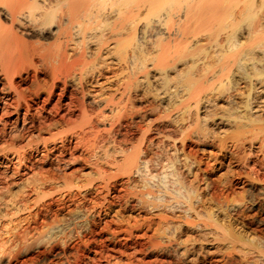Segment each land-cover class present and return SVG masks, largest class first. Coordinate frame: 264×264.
<instances>
[{
  "label": "bare ground",
  "instance_id": "bare-ground-1",
  "mask_svg": "<svg viewBox=\"0 0 264 264\" xmlns=\"http://www.w3.org/2000/svg\"><path fill=\"white\" fill-rule=\"evenodd\" d=\"M164 2H168V0H10L8 3L5 2L6 4H4V8L2 7L3 3L0 2L2 4H0V72H2L3 77L6 80H10L11 77L16 75L18 68L16 66L18 65H16L15 63L18 62H23L24 65L25 63L26 65L27 63H30L29 65L36 69L37 64H34V59L35 57H38L39 59H42L46 62H50V75L53 80H55V83L56 80H60V82H62L61 78H63L67 83L68 80H71L73 77H75L73 76V74L75 73L74 71H76V69H80V71L82 70L85 73L86 70L84 68L89 65V62L87 63L88 58L85 55V51L78 53L80 55L78 56V58H76L75 56L76 59L73 58L75 53L72 56L69 55L68 47L70 46L68 45L72 44L71 42L75 34H81L82 37H78H81L80 40L83 43L87 39H92L95 36V38L99 36L98 40L103 41V37L106 36L104 33L105 27L110 26L109 31H107L111 35H115L116 43L118 44V46L124 47L127 45H136V48L139 49L138 51H135L136 48L133 46V48H135L133 49V52H135L132 56H129V61L132 64H135L144 56V53H139L140 50L143 51L145 49L147 51L149 46L155 45L157 48L156 51L159 52L156 60H158L157 62L163 61L160 65L158 64V70H160L161 68L163 71L167 67L173 66L176 60H182L187 57L184 49L187 47L188 41L192 38H196L197 36L199 37L201 31L203 30L201 27L197 28L199 27L197 25L199 22L202 23L204 20L209 18L211 19V17L215 15H223L227 18L229 15H227L226 12L228 11H231L232 15H234L233 13H235V15L237 16L236 17L234 15L236 19L233 21L231 31L227 30L228 32L226 33V35H223L224 37L220 38L221 40H218L220 35L219 33V35L217 34L218 36L215 34V36H217L218 38H214H217L216 44H214L216 46H220L219 52L230 50L232 51L233 49H236L235 52H231V56L227 54L228 57L220 58L219 62H216L218 63L217 65H213L214 63L212 64V66H209L210 64L204 65L203 67L205 68H203L202 70L201 65L200 68L199 65L198 67H196V65H194L195 63H191L188 70V78H182L181 76L176 74V79L171 80L169 77L170 80H165L163 88L157 89V96L158 98H161V104L164 108L165 113L164 115H160L153 121H149V114L147 113L148 110L153 111L156 108L154 105V101L149 100L150 98L148 99L146 97V104H142L144 106L141 107V105L139 109L131 108L129 110V107H127L128 103L133 102V96H135V92L137 91L136 83L134 84V82L132 81L126 83L122 92L124 99L123 102H125V104L121 105L122 103L114 100V96L108 95L109 97L102 96V98L99 95L96 96L94 94L95 92H89L88 89H86L83 85L84 83L81 79V77L83 78V76H81V74L79 73L80 76L78 78L81 79L79 80V84L81 86L80 92H82L83 99L79 101V106L77 107L80 108L83 114L82 123L84 125L94 126L95 124L100 123V120H107L106 123H109L108 128L106 127L105 129H102L105 133L100 131V133L97 132L98 134L96 135L93 133L94 137L95 139L99 137H101L102 139L103 137V141L104 139L106 141V138L108 137L107 143L112 145L113 151L124 156V162L122 160L123 163H121V165L119 166L116 159L118 157L116 155L115 157L111 154L108 155L106 153V157H103V159L105 158L106 160H104L105 164L112 166L115 165L119 167L118 171H116L117 173L114 174V172V175H110L107 173L104 167L105 165L103 166L101 163L96 164L94 165L95 170L93 171L94 175H96V179H99L102 182L100 185L101 188H95V185L93 183L95 178L92 179L91 177V180L88 183L85 182L86 185L76 186L75 188H73V179H80V177H77L78 173H76V168L75 170L73 169V171L70 173H66L64 169L72 166L76 161H79V163H87L90 157L88 158L89 155H87L86 157L85 154H82L80 155L81 157L78 155V158L76 156V158H73L74 153L72 151L71 153L69 152L71 154L69 155L70 157L66 159L64 158L63 154H60L61 157L55 158L53 163L51 162L52 167H47L49 168L48 170L46 169V167L45 171L44 169L42 170V168H38L41 171H37L38 173L35 172L37 173V175L34 177L33 181H30V184L26 185L29 189L25 186V191H32L31 193H33V191H36L37 188L42 189L43 187H45L46 189L47 186L50 187V189L55 188V191L53 190L50 191V193H44L37 190V197L32 202L33 205H31L29 200V196L31 195V193H27L24 190L21 193H16L14 196H11V198L7 200H5L3 196H0V206L4 205L6 208H10V210H12V214L8 218V224L10 223L11 225L7 230H4L1 221L8 212L2 213V211L0 210V228H3L0 229L3 232L0 233V264H52L54 261H52L51 258H57L59 260L61 257H65V262L62 263V261H59L62 264H78L80 260L78 259V256L76 254L72 256L75 257V259H69L67 251H69L68 249L70 248V243L76 238L79 241H82L86 236H90L89 238H94L96 237V235H100L102 230L96 231V228L100 224L98 220L103 218L102 211L107 209L108 207H112V201L110 199H112L115 203L121 201V198L124 194H120L121 189L119 190V188L122 187L121 191H123L124 187L128 188L134 183H136V185L133 186L139 188L138 190L136 189L134 191L130 189L131 192H127L128 195H130V197L132 198H137V204L142 205H140L139 208L141 207V209H148L146 211H149L152 216L147 213V216H143L141 219L143 222L130 224V229L128 232L132 236L133 229L138 230L143 225H149L148 227L151 228V230L154 228L155 232L153 233L154 235L150 236L145 233L144 236H142H147L145 237V240L143 239L144 241H141L139 239L135 240L134 237L133 239L131 237V241L136 246V248L140 246V248L138 247V250H136L135 252L133 251V256H135L134 253L138 252L141 253V255H143L144 257L156 256V258H159L150 264H206L208 262L213 263L214 261H212V257L214 258V256H217L219 254L221 260H219L218 264H264L263 261L249 262L247 259L248 254L241 257L239 260L237 259V242L240 241V237L242 236L239 235L237 237L235 232L232 230V220L234 219L233 211H235L237 207H235L234 204H231L228 201V198L230 200L229 196L233 193H236L237 189L240 187V184H243L246 186V189L244 188L242 196L244 195V199H247V202H245L247 203V206L245 207V209H243L242 213L240 212L242 217L248 218V216L250 215L248 212L255 209L258 210V213L264 214V178L262 177L264 173L262 175V172H260V168L256 169V166L253 168V165L251 163L250 164L252 166L249 164V158H251L252 156L249 157V155L246 154L245 150V148L247 147L245 140L247 139L248 134L251 132L250 124L257 121H259V124L262 123L261 116L256 117V115L255 118L253 117V110L255 108H264V98H262L264 96V92L262 93L263 90L259 89V91L256 87L259 84V81L254 82L251 79V72L248 71V66L247 68L241 66V63L245 62L242 60H245L247 56H253V59H251V61H253L250 62L252 68L254 67L264 72V47H260L264 46V17L262 19L260 18L261 21H259L260 23L255 29L253 28L254 30L252 29V31H249L247 35H244L245 31L243 33L237 32L236 26L240 25L242 21H246V19L251 14L250 12L253 9V6H257L255 5L256 0H235L234 2L233 0H229V2L228 0H217V2L214 1L215 3H210L211 1L207 2V0H169L170 4ZM260 2V4H264V0H261ZM165 4L169 6L166 7ZM164 5L166 8H164ZM262 7L263 6L261 5V8ZM58 8L63 11V13L61 12V14H59L60 16H58L57 14ZM145 12L151 14V17L149 16L150 18H148V14H146ZM144 13L146 14V16L144 15L146 18L144 17L145 19L143 20L146 21H144L143 24L141 21V18L143 17L141 16ZM224 13L226 14L224 15ZM237 18H239L240 20H237ZM175 19L177 20L176 27L174 26L175 24L173 25L174 21H176ZM209 22L210 21L208 20V23ZM211 23H209L210 26ZM226 25L228 24L225 23V26ZM206 26L208 27L209 25ZM51 29L54 33H56L59 39L60 37L64 38V41H62V38L58 41L59 43L56 44L58 47H56V45L54 44L56 48L53 47L54 45L45 46V43L41 44L43 42L41 40V43L39 42V40H35L38 42H36L35 44H31V42L28 43L27 41H25L26 39L23 38V35L25 36L33 34L34 36L38 35V37H41L42 39L47 35V32L51 31ZM124 33L131 35L133 34L132 36L130 35L131 37H133L132 40L127 41V38H129L130 36L126 35L125 41V36H123ZM97 34L99 35L97 36ZM155 37L158 39H155ZM210 37L212 40V36ZM56 40L58 39L56 38ZM96 40L97 39H95V41ZM106 40L108 42L107 38ZM249 41L250 43H252L251 41H253L252 45L250 43L248 44ZM69 42L71 44H69ZM104 43L106 44V42ZM155 46H153V48H155ZM222 47H225L226 50H223ZM256 48H260V50L257 51ZM197 49H194V51L196 50V54L199 53ZM69 50H71V48H69ZM88 50L86 51L87 53ZM80 51L81 50L79 49V52ZM146 51L145 53H147ZM141 53L142 57L140 55ZM191 53V56L195 55L193 51ZM89 54H87V56ZM122 54L124 53L122 52ZM222 54H224V52ZM148 55H150V53H148ZM98 56L96 55V57ZM222 56L223 55H219L218 57ZM144 58L146 57L144 56ZM147 58H149V56ZM152 58L154 59L155 56ZM195 59L197 58L195 57ZM195 59L191 58V60L194 61ZM139 62L138 64H140ZM154 62L157 65L155 59L153 63ZM186 62L188 63V61ZM187 63L185 67H188ZM42 64L45 65V63ZM132 66L135 67V65ZM134 67L132 68L134 69ZM99 69H101V67ZM142 71L145 72L146 70ZM254 71L255 70H253V73ZM228 73H230L228 78H232L234 76V78L232 79L233 83L231 88L232 92L236 91L237 93L233 92V95L229 94L228 97L231 99L224 100L223 103H220L218 99V97L220 96L209 95H212L213 93H215V95H219L216 94V91L220 92L224 89V85L222 84V77H225ZM97 75L99 76V74ZM3 77H1V79ZM132 77L130 78L132 79ZM217 81L221 83L219 85H215V82ZM43 83V81L41 82L39 80V83H37L36 87L34 86V95L37 99V97H41L43 93H46L45 95H47L46 98L48 100L50 95L52 94V90L51 88L49 89V85V87L47 86L48 88H45L43 86ZM240 83H247L248 88L246 92L244 91L245 93H238L236 86L238 84L240 85ZM8 89L9 91H13L15 93V104L20 109L23 101L25 102L26 100V95L22 91L18 90V87L15 85V83L11 84ZM64 91L67 92L66 90ZM88 92L92 94L90 95ZM88 94L92 98L91 101L86 98ZM149 95L150 94H148V97ZM4 98L6 99V97ZM72 103L73 102L71 101V103L67 104V107H69L68 109L71 108ZM105 107L110 108V111L114 112L113 116L108 117L110 119L104 116V109H106ZM114 107H118V109L116 110L114 109ZM24 109L26 112L28 111L26 110V108ZM88 111L92 112L88 114ZM68 114L65 113V115ZM65 115L63 114V116H60L62 122V118H69ZM39 121L40 120H38V122ZM124 121H126L125 124ZM70 122L71 118L67 120L65 119L64 121V123L67 124ZM40 124L37 125L41 128ZM58 124L59 123H57V125ZM230 124L234 125L233 131H229L228 127L233 126ZM46 126L44 125L42 127L44 128ZM48 127H50V125H48ZM33 128L35 130L34 126ZM42 131L43 130H41V133ZM73 134L75 135V137L80 136L76 131H74ZM60 135L61 133H59L58 136L60 137ZM105 135L107 137L104 138ZM13 137L14 139L20 138V136H15L14 134ZM66 137L68 136L66 135ZM79 138L83 137H78L77 139ZM14 139L10 140L14 142ZM30 139H32V137ZM30 139L29 141H33ZM61 139H63V141L61 140V142L63 143V145H61L63 147H61L60 151L61 153H66L69 145L68 143H64V135L61 136ZM134 139H137V143L135 145H131L130 143H133ZM81 140H79V142H77L75 146L77 147V145H81L88 149L87 145L89 144V140L86 143L83 142L84 139L83 141ZM85 141H87V138ZM31 144L32 143L29 142L28 146L31 147ZM249 146V148H251V146H255L259 150L264 146V140L260 139L257 142L253 141ZM90 147L96 149V140L92 142ZM209 147L218 148L219 152L221 154H224L223 156H226L227 160H229V166L239 167L240 170L233 171L229 175L220 178L218 182L209 179L208 175L211 173L210 167L212 166L210 162L216 158L213 154V151L208 149ZM34 148L35 152L38 151V146ZM59 148L60 147H58V150ZM23 149H25V147H23ZM251 149L253 150V148ZM47 150L48 148L46 149V152ZM41 151L42 150H40V152ZM89 151L90 152H88V154L93 153L91 152V150ZM19 153L20 152H18V154ZM200 154L203 157L202 159H199ZM4 156V160L0 159L1 165L4 163L7 164L6 159L10 161V159L8 158L9 154H5ZM43 156H46V154ZM49 157L51 156L49 155ZM109 157H111L113 160H108L107 158ZM25 158L26 156L19 155L17 158L18 161L17 163H15L16 168H14L15 165H13L14 171L12 173L16 179L18 177L20 178V176H18L19 170L22 165L24 166L25 162L24 164L22 163ZM26 159H28V157ZM43 159L41 158L40 161ZM9 161L8 163L11 162ZM32 161L33 160H30V162ZM43 161L45 163V159ZM54 163L55 166L53 167ZM17 165L19 166L17 167ZM203 165H206L208 169H203ZM2 166H6L7 168V165ZM28 166H30V164ZM80 167H83V165ZM30 169L33 168H29V170ZM203 170L205 171L204 175H207L205 179H202L200 177V174H203ZM7 172H9V170ZM23 173H21L20 175H22ZM122 175H125V177L127 178L125 183L120 184L121 187H119L118 183L120 182L115 179L121 177ZM13 176H3L5 177L4 184H6L5 186H3L5 188V191H7L8 196L11 195L10 192L13 184H11V182L13 181L11 177ZM74 181L76 182V179ZM203 184L205 185L204 188L201 186ZM136 187H133V189ZM20 189L22 190V188ZM214 189H217L220 192L215 191ZM206 190L207 192H212V190H214L218 193L212 192L213 194L209 195L210 197L207 195L208 197L204 198L205 195L203 193ZM127 193H125L126 197L124 196L126 200L124 197L123 200L126 201V207L124 206V208L128 209L132 205L129 204L132 199L127 196ZM208 203H213L212 205H215L220 212H218V210L215 211L216 207L214 208V206V210L208 209ZM112 205H114V203ZM133 207L134 206L132 205V208ZM158 209L159 211H153L152 213V210ZM24 211H28V215H24L25 217H22L21 214H23L22 212ZM216 212L219 214H217ZM110 213H112V211ZM106 214L104 213L105 216ZM255 214L257 215V213ZM155 216L157 217L158 222L153 224L151 222L152 219H155L153 218ZM193 217H205L206 220H202L201 222H199L194 220ZM251 217L254 219L255 224L258 223L259 225H261V221H264V219H262L261 221L258 220L259 218L254 215H252ZM146 222H148V224H146ZM225 224L228 225V227H225ZM148 227L147 231L150 230H148ZM143 228L145 227L143 226ZM219 228L224 229L223 233L220 236H218L219 234L214 235L216 233V230ZM180 229L184 234L186 232H194L197 234L194 236L189 235L183 239L181 237L182 234L179 232ZM254 230L256 232L254 234L262 231L257 229V227ZM212 235H214V237L209 240V237ZM139 237L141 238V236ZM112 239L113 238H107V240L104 241L112 242ZM92 242H96V239H93L91 241L87 239L85 241L84 245L86 249H89V246ZM127 243L125 242L126 245H128ZM57 248H60L61 250H57ZM256 248L259 254L264 255V244H260ZM245 253L246 252H244V255ZM192 255L195 256L194 259L192 258ZM190 256L192 259H189ZM163 257L165 259L161 260L160 258ZM99 260L100 259H91L87 260V262L92 261L93 264H96ZM259 260H261V258Z\"/></svg>",
  "mask_w": 264,
  "mask_h": 264
},
{
  "label": "rangeland",
  "instance_id": "rangeland-1",
  "mask_svg": "<svg viewBox=\"0 0 264 264\" xmlns=\"http://www.w3.org/2000/svg\"><path fill=\"white\" fill-rule=\"evenodd\" d=\"M10 1V0H0V2L1 3H3V5H2V7L4 8V4H6V3H8V2ZM167 1V0H166ZM206 1V0H205ZM211 1V2H210ZM217 2V0H207V2H210V3H212V2ZM227 1V0H226ZM230 1H232V0H230ZM235 0H233V2H234ZM236 1H238V0H236ZM261 0H256V4L255 5H257L256 7H254L253 6V9L251 10V14L249 15V17L246 19V21H242L241 22V24L240 25H237L236 27V31L237 32H241V33H243L244 31V35H247V33L249 32V31H252V29L254 28H256L257 26H258V24L260 23L259 21H261V19L264 17V4H260L261 2H260ZM6 2V3H5ZM214 2V3H215ZM218 2H221V1H218ZM228 2H229V0H228ZM164 3H168V4H170L169 3V0H168V2H164ZM163 3V4H164ZM0 5V6H1ZM166 5V7H168L167 6V4H165ZM165 5H164V8H166L165 7ZM261 5L263 6L262 8H261ZM260 6V7H259ZM1 7V8H2ZM259 7V8H258ZM261 9V10H260ZM61 12L63 13V11L61 10V9H57V14H58V16H60L59 14H61ZM229 12V11H228ZM228 12H226L227 13V15H229L227 18H226V16H223L222 14V16H217V15H215V16H212L211 17V19L209 18V19H206V20H204L202 23H198L197 25L199 26V27H197V28H202L203 30V32L201 31V33H200V35H199V37L197 36L196 38H192V39H190L189 41H188V45H187V47L184 49V51L186 52L185 54L187 55V57L186 58H184V59H182V60H176L175 61V63L177 64V66H176V64L174 63L173 64V66H171V67H167L166 69H164L163 71H162V69L160 68V70H158L159 68H158V64L160 65L163 61H161V62H157L158 60H156V58H157V55H158V53L159 52H157L156 50H157V48H156V46L155 45H153V44H151V45H153V46H155V48H153V46H149L148 47V49H147V51L144 49L143 51H139V53L140 52H142V53H144V56L146 57V58H144V56L142 57V53L140 54L141 55V59H143V60H139L138 62L140 63V64H138V62H136L135 64H132L130 61H129V56H132L133 54H134V52L135 51H138L139 49L138 48H136V45H130V46H124V47H122V46H118V44L116 43V39H115V35H111L108 31H109V28H110V26H107V27H105V37L108 39V42H107V40H106V38L105 37H103L104 39H103V41L104 42H106V44L103 42V41H99L98 39H99V34H97V38H95V37H93L92 39H87L84 43L80 40L81 39V34H75L76 35V38H75V35L73 36V40H72V44L69 42V44H71V45H68V46H70V47H68V51H69V55L70 56H72L74 53V56H73V58L74 59H76V58H78V56L80 55V54H78V53H81L82 51H85V55H86V57L88 58H86L87 59V63L89 62V65L88 66H86L84 69L86 70L85 71V73H84V71H80V69H76V71H74L75 73L73 74V76H75V77H73L71 80H68L67 81V83L65 82V80L63 79V78H61V81L62 82H60V80L58 81V80H56V83L54 82L55 80H53V78L51 77V72H50V69H51V67L49 66V65H51V64H49L50 62H46V61H44V60H42V59H39L38 57H35V59H34V64H37L36 66L38 67H36V69L34 68V67H31V65H29L28 63H27V65H26V63H25V65H24V63L23 62H18V63H15L16 65H18V66H16V67H18L17 68V72H16V75H14L13 77H11L10 78V80H6L4 77H3V74H2V72H0V79H1V77H3L2 79H1V82H0V117H1V119H0V159H2V160H4V155L6 154V155H8L9 154V156H8V158L10 159V161L9 160H7L6 159V161H7V164H2V165H7V168H6V166H2L1 164H0V178H1V180H3V181H1L0 182V196H3L4 197V199L5 200H7V199H9V198H11V196H14L16 193H21L23 190L25 191V186L26 185H28V184H30L29 182L31 181H33V179H34V177L37 175V173L38 172H40L41 170H39L38 168H42V170L44 169V171L47 169H49V168H51L52 166H51V162L53 163V161L55 160V158H57V157H61L60 156V154L62 155H64V158H66V159H68L70 156L69 155H71L70 153L73 151V158H78L80 155H82V154H85L86 155V157H87V155H89L88 156V158L90 157V159H88V161H87V163H84V162H80L79 163V161L77 162H75V163H73V165L72 166H69L68 168H66V169H64V171L66 172V173H70V172H72L73 171V169L75 170V168H76V173H78L77 174V177H80V179L79 178H75L76 179V182L74 181L75 179H73V181H72V185H74V187L73 188H75L76 186H83V185H86V183L85 182H89L90 180H91V178L93 179V178H95V180L93 181V183H94V185H95V188H97L98 187V189H100L101 188V181L99 180V179H96V175H94V171L93 170H95L94 168H95V166L94 165H96V164H102L104 167H105V169H106V171H107V173L108 174H112V175H114V174H116L117 172L116 171H118V169H119V167H117V166H112V165H106L105 164V158L103 159V157H106V153L108 154V155H112V156H117L118 158H116L117 159V162H118V164H119V166L121 165V163H123L124 162V156L122 155V154H118V153H116L115 151H113V147H112V145L111 144H108L107 142H108V137L105 135L104 136V138L105 137H107L106 139V141H105V139H104V141H103V137H102V139H101V137H99V138H96L95 139V137H94V134L96 135V134H98L97 132H104V130H102V129H105L106 127L108 128V126H109V123L107 122L106 123V121L107 120H100L99 122L100 123H97V124H95L94 126H91V125H84L83 123H82V116H83V114H82V112H81V110H80V108L79 107H77V106H79V101L81 100V99H83L82 98V92H80V90H81V86H80V84H79V80H83V85L85 86V88L86 89H88V91L90 92H92V93H94L96 96L97 95H99V96H106V97H109L108 95H110V96H114V100L115 101H117V102H119V103H122L121 105H124L125 104V102H123L124 101V99H123V95H122V92H123V89H124V87H125V85H126V83L127 82H129V81H132V82H134V84L136 83L137 85V87H136V92H135V96H133L134 97V99H133V102L132 103H128L127 104V107H129V110L131 109V108H133V109H139L140 108V106L142 105V104H146V97L149 99V100H153L154 101V105H155V110H153V111H149L148 110V114H149V116H148V119H149V121H153V120H155L157 117H159L160 115H164V108H163V106H162V104H161V98H158V96H157V89H161V88H163V86H164V82H165V80H167V79H169V77H170V79L171 80H173V79H176V74L177 75H179V76H181L182 78H188L189 77V75H188V70H189V66L191 65V63L193 64V63H195L194 65H196V67H198V65H199V67L201 68V66H202V68H201V70L203 69V68H205V67H203L204 65H209V66H212V64L213 65H217L218 63H216V62H219V60H220V58H226V57H228V55H230V53L232 52H235V50L236 49H233L232 51L230 50V51H223L224 52V54H222L223 52H219L220 51V46L219 45H215L216 44V40H217V36L219 35V38H218V40H221L220 38H222V37H224L223 35L225 34L226 35V33L228 32L227 30H229V31H231V27H232V24H233V21L236 19V15H235V13H233L236 17H234V15H232L231 13V11L229 12V14H228ZM146 13V12H145ZM143 14L141 17H143V18H141V21H142V23L144 22V21H146V20H143V19H145L146 17V14H148L147 15V17L148 18H150L151 17V14H149V13H146V14ZM226 13H224V15L226 14ZM145 15V16H144ZM150 16V17H149ZM234 18H233V17ZM145 17V18H144ZM261 18V19H260ZM3 19V18H2ZM239 18H237V20H238ZM176 20V19H175ZM208 20L210 21L209 23H211L212 21L214 22H212L213 23V25H212V23H211V26H210V24L208 23ZM240 20V19H239ZM111 21H112V19H111ZM177 20L176 21H174V23H173V25L176 27L177 26ZM171 23V22H170ZM225 23L226 24H228L229 25V27H228V25H226L225 26ZM245 23V24H244ZM144 24V23H143ZM169 24V23H168ZM167 24V25H168ZM242 24H244V25H242ZM172 25V24H171ZM170 25V26H171ZM172 25V26H173ZM197 25H195V26H197ZM201 25V26H200ZM203 25V26H202ZM206 25H209L208 27L206 26ZM246 25V26H245ZM256 25V26H255ZM169 26V25H168ZM171 26V27H172ZM173 26V27H174ZM242 26H243V28H242ZM245 26V27H244ZM174 27V28H175ZM247 27V28H246ZM209 28H211V29H209ZM240 29V30H239ZM241 29H242V31H241ZM249 29H251V30H249ZM253 29V30H254ZM49 30V29H48ZM108 30V31H107ZM226 31V32H225ZM52 32V33H51ZM225 32V33H224ZM53 31H52V29H51V31L50 32H47V35L44 37V38H42L41 39V37L39 38L38 37V35L36 36H34L33 34H31V35H23V38L24 39H26L25 41H27L28 43L29 42H31V44L32 43H36V42H38V41H35V40H39V42L41 43V41H43L41 44H43V43H45L44 45L45 46H51V45H56V44H58L59 42V40H61V38L63 39L62 41H64V38L63 37H60V39L57 37V35H56V33H54V35H53ZM219 33V34H218ZM215 34L217 35V36H215ZM52 37H51V36ZM126 35H131V34H127V33H124L123 34V36H125L124 37V40L126 41ZM133 35V34H132ZM131 35V36H132ZM150 35V34H149ZM209 35V36H208ZM78 36H81V37H78ZM128 36V37H129ZM130 36V37H131ZM151 36V35H150ZM210 36H212V40H214V41H212L211 40V37ZM109 37V38H108ZM113 37V38H112ZM130 37L129 38H127L128 40L127 41H130V40H132V38L133 37H131V39H130ZM210 37V38H209ZM215 37H217L216 39H214ZM37 38V39H36ZM56 38L58 39V40H56ZM97 39L96 41H98V42H96L95 41V39ZM198 38H200V39H198ZM206 38V39H205ZM208 38V39H207ZM76 39V40H75ZM77 39H78V41H77ZM155 39H158V38H156L155 37ZM210 39V40H209ZM41 40V41H40ZM56 40V41H55ZM92 40H94V41H92ZM115 40V41H114ZM33 41V42H32ZM45 41V42H44ZM52 41H53V43H52ZM76 41V42H75ZM151 41H152V39H151ZM209 41V42H208ZM57 42V43H56ZM252 43H253V41H251ZM81 43H82V46H83V48H82V46H81ZM100 45H99V44ZM215 43V44H214ZM250 43V41L248 42V44ZM252 43H250L251 45H252ZM76 44V45H75ZM77 44H78V46H77ZM84 44V45H83ZM91 44V45H90ZM95 44V45H94ZM97 44V45H96ZM37 45H39V44H37ZM55 45L53 46V47H55ZM87 45V46H86ZM90 47H89V46ZM263 45H264V43H263ZM79 46H80V48H79ZM99 46V47H98ZM102 46V47H101ZM117 46H118V48H117ZM133 46L136 48V50L133 52V49H135V48H133ZM219 46V47H218ZM56 47H58L57 45H56ZM55 47V48H56ZM73 47H75V48H73ZM77 47V48H76ZM172 47H173V45H172ZM175 47H177V46H175ZM260 47H264V46H260ZM69 48H71V50H69ZM87 48V49H86ZM197 48H199V49H197ZM223 48V47H222ZM73 49H74V51H73ZM79 49L81 50L80 52H79ZM84 49V50H83ZM89 49V50H88ZM153 49V50H152ZM172 49H175V48H172ZM194 49H197V51H199V53H195V51H194ZM225 49V47L223 48V50ZM257 49V48H256ZM88 50V53L86 52ZM150 50H152V51H149ZM203 50V51H202ZM226 50V49H225ZM260 50V48H258L257 49V51H259ZM73 53H72V52ZM78 51V52H77ZM145 51L147 52V53H145ZM194 52L195 53V55L194 56H191V52ZM256 51V52H257ZM71 52V53H70ZM77 52V53H76ZM99 52H100V54H99ZM122 52L124 53V54H122ZM153 52H156V53H153ZM90 53V54H89ZM98 56V57H96V55ZM129 53H130V55H129ZM148 53H150V55H148ZM152 53V54H151ZM231 53V54H232ZM87 54H89L88 56H87ZM102 54V55H101ZM123 56H122V55ZM188 54H190V55H188ZM228 54V55H227ZM93 56V57H91V56ZM121 55V56H120ZM127 55V56H126ZM197 55V56H196ZM221 56V55H223L222 57H218V56ZM227 55V56H226ZM75 56H76V58H75ZM149 56V58H147ZM155 56V61L157 62V65L155 64V62L153 63V61H154V59L152 58V57H154ZM231 56V55H230ZM127 57V58H126ZM195 57L198 59H195ZM251 57V58H250ZM99 58V59H98ZM191 58L193 59H195V61L194 60H191ZM218 58V59H217ZM248 58V59H247ZM247 60L245 59V60H242V61H245V62H242L241 63V66L243 67H246L247 68V66H248V71L249 72H251L250 73V77H251V79L254 81V82H258L259 81V84L256 86L257 88H258V90L259 89H262L263 91H262V93L264 92V72H262L261 70H258V69H256V68H252V66L250 65L251 63L250 62H252L251 61V59H253V56H247ZM37 59V60H36ZM39 59V60H38ZM151 59H152V61H151ZM169 59V58H168ZM185 59H187V60H185ZM189 59V60H188ZM127 60V61H126ZM191 60V61H190ZM218 60V61H217ZM44 61V62H43ZM126 61V62H125ZM128 61H129V63H128ZM143 63H142V62ZM182 61V62H181ZM186 61H188V63L186 62ZM193 61V62H192ZM45 63V65L44 64H42V63ZM21 63H23V64H21ZM126 63V64H125ZM132 65H135V67L134 66H132ZM184 63V64H183ZM186 63H187V66L188 67H185L186 66ZM244 63H245V65H244ZM20 64V65H19ZM154 64H155V66H156V68H155V66H154ZM189 64V65H188ZM243 64V65H242ZM43 65V66H42ZM182 65H184V66H182ZM201 65V66H200ZM22 68H21V67ZM99 66V67H98ZM147 66H148V68H147ZM209 66H206V67H209ZM47 67V68H46ZM101 67V69H99ZM132 67H134V69L132 68ZM146 68V69H144V68ZM175 67V68H174ZM21 68V69H20ZM34 68V69H33ZM19 69V70H18ZM133 69V70H132ZM148 69V70H147ZM168 69V70H167ZM177 69V70H176ZM135 70V71H134ZM137 70V71H136ZM142 70H146V71H148V72H143ZM253 70H255L254 71V73H253ZM26 71H27V73H26ZM48 71V72H47ZM264 71V70H263ZM19 72V73H18ZM83 72V73H82ZM18 73V74H17ZM47 73V74H46ZM81 74V76H83V78L81 77V79H79L78 77L80 76V74ZM132 73H134V74H132ZM137 73V74H136ZM182 73V74H181ZM253 73V74H252ZM83 74V75H82ZM97 74H99V76L97 75ZM229 74L230 73H228L225 77L223 76L222 77V84L224 85V89L222 90V91H220V92H218V91H216V94H219V95H215V93H213L212 95H209V96H220V97H218V99H219V102L220 103H223L224 102V100H229V99H231V98H229L228 96H229V94L230 95H233V92H235V93H237L236 91H233L232 92V79L234 78V76L232 77V78H228L229 77ZM77 75V76H76ZM184 75V76H183ZM186 75V76H185ZM133 76V77H132ZM178 76V77H179ZM195 76V75H194ZM254 76V77H253ZM37 77V78H36ZM130 77H132V79L130 78ZM173 77V78H172ZM51 78V79H50ZM77 78V79H76ZM135 78V79H134ZM36 79V80H35ZM42 82H44L43 84V86L45 87V88H48L49 86V89L51 88V90H52V94L50 95V97H49V99L47 100V98H46V96L47 95H45L46 93H43L42 95H41V97H37V99L35 98V87H36V85H37V83H39V80ZM74 79H76V80H74ZM169 79V80H170ZM263 81H262V80ZM4 80H6V81H4ZM53 80V81H52ZM250 80V79H249ZM249 80H248V82H249ZM9 81H10V84H9ZM71 81V82H70ZM4 82V83H3ZM12 82V83H11ZM59 82V83H58ZM263 82V83H262ZM6 83V84H5ZM15 83V85L18 87V90H20V91H22L25 95H26V100H25V102L23 101V103H22V105H21V108L19 109L17 106H16V104H15V99H14V92L13 91H9V89H8V87L11 85V84H14ZM35 83V84H34ZM52 83H54V84H52ZM64 83V84H63ZM71 85H70V84ZM78 83V84H77ZM221 82H219V81H217V82H215V85H219ZM262 83V84H261ZM56 84V85H55ZM138 84H139V86H138ZM261 84V85H260ZM49 85V86H48ZM64 85V86H63ZM66 85V86H65ZM242 87H241V86ZM240 85L238 84L237 86H236V88H237V91H238V93L239 92H246V90H247V83H240ZM35 86V87H34ZM48 86V87H47ZM53 86V87H52ZM246 86V87H245ZM259 86H260V88H259ZM261 86H262V88H261ZM7 87V88H6ZM55 87V88H54ZM80 87V88H79ZM121 87V88H120ZM241 87V88H240ZM2 88H4V89H2ZM120 88V89H119ZM241 90H240V89ZM2 89V90H1ZM228 89V90H227ZM7 92H6V91ZM54 90V91H53ZM64 90H66L67 92H65ZM148 90V91H147ZM5 91V92H4ZM260 91V90H259ZM8 92H10V93H8ZM88 92V93H89ZM119 92V93H118ZM146 92V93H145ZM150 92V93H149ZM229 92H231V93H229ZM244 92V93H245ZM63 93V94H62ZM81 93V94H80ZM91 93V94H92ZM118 93V94H117ZM234 93V94H235ZM6 94V95H5ZM90 94V93H89ZM88 94V96H86V98L89 100V101H91L92 100V98L90 97V95ZM148 94H150L149 95V97H148ZM222 94V95H221ZM264 94V93H263ZM13 95V96H12ZM117 95H118V97H117ZM146 95V96H145ZM244 95V94H243ZM93 96V95H92ZM145 96V97H144ZM156 96V97H155ZM2 97H3V99H2ZM4 97H6V99L4 98ZM7 98H9V99H7ZM86 98H85V100H86ZM103 98V97H102ZM116 98V99H115ZM120 98V99H119ZM153 98V99H152ZM262 98H264V96L262 97ZM46 99V100H45ZM70 99H71V101L73 102L72 104H71V108L73 109H68L69 107H67L68 105V103H71V101H70ZM33 100H35V101H33ZM12 101V102H11ZM70 101V102H69ZM75 101V102H74ZM263 101H264V99H263ZM7 102V103H6ZM8 102H9V104H8ZM27 102V103H26ZM28 102H29V105H28ZM35 102V103H34ZM142 102V103H141ZM156 102V103H155ZM159 102H160V104H159ZM10 103H11V105H10ZM26 103V104H25ZM6 104V105H5ZM15 104V105H14ZM76 104V105H75ZM78 104V105H77ZM24 105V106H23ZM25 105H27V106H31V107H27V106H25ZM33 105V106H32ZM72 105H74V106H72ZM144 105H142L141 107H143ZM7 107V108H6ZM17 108V109H16ZM24 108H26V110H28L29 111V108H30V111H29V113H28V111L26 112L25 111V109ZM76 108V109H75ZM106 109H104V116H106L107 118L108 117H111V116H113V114H114V112H112V111H110V108H107V107H105ZM16 109V110H15ZM114 109H118V107H114ZM113 109V110H114ZM258 109V110H257ZM18 110V111H17ZM264 108L262 107V108H255L254 110H253V117L255 118V116L256 117H258V116H261V124H263V125H261V124H259L258 122L259 121H257V122H253L252 124H250V130H251V132L248 134V136H247V139L245 140L246 141V148H245V150H246V154H248L249 155V157H251V158H249V164L251 163L252 165H253V168L256 166L257 168L256 169H261L260 170V172H262V175H263V173H264V146L261 148V149H259L258 150V148H256L255 146L254 147H252L251 146V148H253V150L251 149V148H249L250 146V143L251 142H257V141H259L260 139H263L264 140ZM17 111V112H16ZM258 111V112H257ZM6 112V113H5ZM31 112V113H30ZM71 112V113H70ZM92 112V111H91ZM90 111H88V114H90L91 113ZM257 113V114H255V113ZM25 113V114H24ZM65 113L66 114H68V115H65ZM174 113V112H173ZM178 113V112H177ZM176 113V114H177ZM4 114V115H3ZM63 114L65 115V116H68L69 118H67V117H64L66 120L67 119H70L71 118V122L70 123H64V121H65V119L64 118H62V120H63V122L61 121V118H60V116H63ZM82 114V115H81ZM30 117H29V116ZM26 117V118H25ZM252 117V118H253ZM45 119V120H44ZM108 119H110V118H108ZM29 121V122H27V121ZM32 120H33V122H32ZM38 120H40L39 122H38ZM44 120V121H43ZM53 120H56V121H53ZM60 120V121H59ZM24 121H26V122H24ZM3 122V123H2ZM24 122V123H23ZM32 122V123H31ZM51 122V123H50ZM59 123L58 125H60V126H58L57 125V123ZM125 122L126 121H124V124H125ZM29 123H31V124H29ZM41 123V124H40ZM43 123V124H42ZM46 123V124H45ZM50 123V124H49ZM53 123V124H52ZM55 123H56V126H55ZM62 123V124H61ZM35 124V125H34ZM37 124H40L41 125V128H40V126L38 127V125ZM50 125V127H48V125ZM3 125V126H2ZM5 125V126H4ZM46 126V127H42V126ZM53 125V126H52ZM98 125V126H97ZM230 125H233V124H230ZM254 125V126H253ZM24 128H22V127ZM33 126L35 127V130H34V128H33ZM52 126V127H51ZM6 127V128H5ZM8 127V128H7ZM37 127H38V129H37ZM94 127V128H93ZM103 127V128H102ZM2 128H4V129H2ZM19 128H20V130H19ZM229 128V131H233L234 130V125L233 126H231V127H228ZM15 129V130H14ZM18 129V130H17ZM33 129V130H32ZM5 132H4V131ZM17 130V131H16ZM25 130V131H24ZM29 130V131H28ZM41 130H43L42 131V133H41ZM3 131V132H2ZM22 131H23V133H22ZM33 131V132H32ZM74 131H76L77 133H79V135L80 136H78V137H83V138H79V139H77L78 137H75V135L73 134L74 133ZM21 132V133H20ZM66 132V133H65ZM99 132V133H100ZM18 133V134H17ZM21 135H20V134ZM29 133V134H28ZM33 133V134H32ZM59 133H61V135H60V137L58 136L59 135ZM62 133H64V134H62ZM94 133V134H93ZM105 133V132H104ZM13 134L15 135V136H20V138L19 139H14V137H13ZM26 134V135H25ZM74 135V137H73V135ZM2 135V136H1ZM24 135V136H23ZM32 135V136H31ZM62 135H64V138H65V140H64V143H68V145H69V147L67 148V150H66V153H61V151H60V149H61V147H63L62 145H63V143L61 142V140L63 141V139H61V136ZM66 135L68 136V137H66ZM23 136V137H22ZM26 136V137H25ZM37 136V137H36ZM9 137H10V139H14V142L12 141V140H10L9 139ZM32 137V139H30ZM36 137V138H35ZM52 137H54V138H52ZM259 137H261V138H259ZM23 138V139H22ZM25 138V139H24ZM69 139V140H67V139ZM76 138V139H75ZM86 138H87V141H85L86 140ZM92 138H94V139H92ZM22 141H21V140ZM27 139H28V141H27ZM29 139L30 140H33V141H29ZM82 139V140H81ZM83 139H84V141H83ZM91 139V140H90ZM99 139V140H98ZM16 140V141H15ZM39 140H40V142L42 143H40L39 142ZM67 140V141H66ZM79 140H81V141H83V142H88V140H89V144L91 145L92 144V142H94L95 140H96V149H94V148H92V147H90V145L88 144L87 146H88V149L89 150H91V152H93V153H90V154H88V152H90L88 149H86V147H84V146H81V145H77V147L75 146L76 145V143L77 142H79ZM137 139H134V141H133V143H130L131 145L133 144V145H135L136 143H137V141H136ZM37 141V142H36ZM43 141V142H42ZM59 141V142H58ZM66 141V142H65ZM100 143H99V142ZM29 142H31L32 144H31V147L30 146H28V143ZM35 142V143H34ZM39 142V143H38ZM51 142V143H50ZM57 142V143H56ZM91 142V143H90ZM103 142V143H102ZM37 143V144H36ZM59 143V144H58ZM105 143V144H104ZM107 143V144H106ZM48 144V145H47ZM54 144H55V146H54ZM62 144V145H61ZM98 144V145H97ZM35 145V146H34ZM43 145H45V146H43ZM107 145V146H106ZM36 146H38V151H36L35 152V148L34 147H36ZM81 146V147H80ZM98 146V147H97ZM106 146V147H105ZM257 146H258V144H257ZM23 147H25V149H23ZM33 147V148H32ZM44 147V148H43ZM45 147H46V149L48 148V150H47V152H46V149H45ZM58 147H60L59 148V150H58ZM104 147V148H103ZM112 147V148H111ZM129 147H130V145H129ZM32 148V149H31ZM40 148H42V149H40ZM55 148V149H54ZM211 148V149H210ZM45 149V150H44ZM51 149H53V150H51ZM70 149V150H69ZM93 149H94V151H93ZM209 150H211V151H213V154L215 155V159L214 160H212L211 162H210V164L212 165L211 167H210V174L208 175V177H209V179H211V180H213V181H215V182H218V180L220 179V178H223L224 176H226V175H229L230 173H232L233 171H239L240 169H239V167H233V166H229V160H227V157L225 156H223L224 154H221L220 152H219V150H218V148H214V147H209L208 148ZM250 149V150H249ZM256 149H257V151H256ZM27 151V152H25V151ZM32 150H34V151H32ZM40 150H42L41 152H40ZM88 150V151H87ZM22 151V152H21ZM49 151H52V152H49ZM54 151V152H53ZM68 151V152H67ZM18 152H20L19 154H18ZM45 152V153H44ZM60 152V153H59ZM70 152V153H69ZM86 152V153H85ZM114 152V153H113ZM24 153V154H23ZM35 153V154H34ZM37 153V154H36ZM44 153V154H43ZM48 153V154H47ZM28 156H27V155ZM31 154V155H30ZM45 155L46 154V156H43V155ZM53 154V155H52ZM56 154V155H55ZM59 154V155H58ZM92 154V155H91ZM104 154V155H103ZM19 155H23V156H26V158L28 157V159H24V161H23V163L22 164H24V162H25V164H24V166L22 165L21 167H20V170H19V175L18 176H20V178L18 177L17 179L13 176V169L14 168H16V164L15 163H17V158H18V156ZM35 155V156H34ZM37 155V156H36ZM48 155V156H47ZM49 155L51 156V157H49ZM58 155V156H57ZM79 155V156H78ZM96 156V157H94V156ZM257 155V156H256ZM30 156H31V158H30ZM43 156V157H42ZM76 156V157H75ZM98 156V157H97ZM115 156V157H116ZM201 156V157H200ZM200 156H199V159H202L203 157H202V155L200 154ZM48 157V158H47ZM53 157V158H52ZM81 157V156H80ZM45 159V163H44V159L43 160H41L40 161V159ZM34 159H36V160H34ZM99 159V160H98ZM108 160L110 159V161H111V157H109V158H107ZM26 160V161H25ZM28 160V161H27ZM30 160H33L32 162H30ZM51 160V161H50ZM101 160V161H100ZM105 160V161H104ZM113 160V159H112ZM122 160H123V162H122ZM8 161L10 162V163H8ZM16 161V162H15ZM35 161V162H34ZM43 161V162H42ZM50 161V162H49ZM120 161V162H119ZM252 161V162H251ZM14 162V163H13ZM40 164H39V163ZM90 164H89V163ZM77 163V164H76ZM255 163V164H254ZM11 165V167H10V165ZM30 164V166H28ZM37 166H36V165ZM49 164V165H48ZM87 164V165H86ZM89 164V165H88ZM250 164V165H251ZM257 164H258V166H257ZM13 165H15L14 166V168H13ZM33 165V166H32ZM34 165H35V167H34ZM40 165V166H39ZM83 165V167H80V166H82ZM85 165V166H84ZM251 165V166H252ZM19 165H17V167H18ZM28 166V167H27ZM32 166V167H31ZM39 166V167H38ZM44 168H43V167ZM55 166V163H54V165H53V167ZM111 166V167H110ZM263 166V167H262ZM25 169H23V168ZM45 167H46V169H45ZM47 167H49V168H47ZM85 167H86V169H85ZM27 168V169H26ZM29 168H33V169H30L29 170ZM93 168V169H92ZM107 168H108V170H107ZM202 168L203 169H208V167L206 166V165H203L202 166ZM11 169V170H10ZM37 169V170H36ZM70 169V170H69ZM72 169V170H71ZM263 169V170H262ZM9 170V172H7V171ZM22 170V171H21ZM92 170V171H91ZM6 171V172H5ZM25 171V172H24ZM28 173H27V172ZM38 171V172H37ZM79 171V172H78ZM111 171V172H110ZM24 172V173H23ZM35 172H37V173H35ZM115 172V173H114ZM204 170H203V174H200V177L202 178V179H205V177L207 176V175H204ZM21 173H23L22 175H20ZM80 173V174H79ZM84 173V174H83ZM89 173H90V175H89ZM93 173V174H92ZM114 173V174H113ZM7 175L8 177H10V176H13V177H11V179L14 181H12L11 182V184H12V189H11V195H9L8 196V194H7V191H5V188H4V186L6 185V184H4L5 182H4V178L5 177H3L4 175ZM9 174V175H8ZM10 174H12V175H10ZM82 174V175H81ZM87 174V175H86ZM3 175V176H2ZM2 176V177H1ZM95 176V177H94ZM83 177V178H82ZM88 179H87V178ZM91 177V178H90ZM125 175H122L121 177H118L117 179H115V180H117L118 182H120V183H118L119 184V187H121V185L120 184H123V183H125V181H126V178L127 177H125ZM263 178H264V175L262 176ZM78 179V180H77ZM6 180V179H5ZM123 181V182H122ZM84 182V183H83ZM23 185H22V184ZM83 183V184H82ZM99 183V184H98ZM80 184V185H79ZM98 184V185H97ZM4 185V186H3ZM32 185V184H31ZM97 185V186H96ZM133 185H136V183H134V184H132L130 187H128V188H125L124 187V189H123V191H121L122 190V187L121 188H119V190H120V194L121 195H123V197L125 196L126 197V195H125V193H130L131 192V190L130 189H132V191H134V190H138V188L136 187V186H133ZM136 187V188H134L133 189V187ZM203 188L205 187V185L203 184V185H201ZM242 186H244V187H242ZM2 187V188H1ZM27 187V186H26ZM201 187V188H202ZM20 188H22V190L20 189ZM28 188V187H27ZM244 188L246 189V186L245 185H243V184H240V187L237 189V192L236 193H233V194H231L229 197H230V200H229V198H228V201H229V203H231V204H234V206L235 207H237V209H239V210H235V211H233L234 212V214H233V220H232V223H233V225H232V230L235 232V234H236V236L238 237L239 235L240 236H242V237H240V241L239 242H237V249H236V254H237V259L239 260L241 257H243V256H246L247 254H248V257H247V259H248V261L249 262H259V261H263L264 262V255H261V254H259V252L257 251V246L258 245H262V244H264V238H261V237H264V231H263V229H264V221H261L262 219H264V214L263 213H258L257 211V209H255V210H250L248 213L252 216V215H254V216H257V218H259L258 220H260L261 221V225H259L258 223H256L255 224V221H254V219L250 216H248V218L247 217H242V215H241V213H242V211H243V209H245V207L247 206V203H245V202H247V199L245 198L244 199V195L242 196V194H243V190H244ZM29 189V188H28ZM27 189V190H28ZM37 190L39 191V192H44V193H50V191H55V188L54 189H50V187H48L47 186V188L45 189V187H43L42 189L41 188H37ZM33 191V193H31L29 190V192L28 191H25V192H27V193H31V195L29 196V200H30V203H31V205H33L32 204V202L36 199V197H37V192L38 191ZM74 190H76V189H74ZM215 191H219V190H217V189H214ZM214 190H212V192H214V193H218V192H215ZM49 191V192H48ZM209 191V190H208ZM35 192V193H34ZM76 192V191H75ZM119 192V191H118ZM207 190L206 191H204V195H205V197L204 198H207L209 195H212L213 193L211 192V191H209V192H207ZM220 192V191H219ZM128 193H127V196H129L130 197V195H128ZM206 193V194H205ZM209 193V194H208ZM208 195V196H207ZM121 198V201H119V202H113V200L112 199H110L112 202H111V206L112 207H108L107 209H105V210H103L102 211V216H103V218H101L100 220H98L99 222H100V224L98 225V227L96 228V231H101V234L100 235H96V237H94V238H89L90 236H86L82 241H79L77 238L76 239H74L71 243H70V248L68 249L69 251H67L68 252V255H69V259L70 260H73V259H75V257H72L74 254H76L77 256H78V259L80 260L79 262H78V264H93V262L92 261H89V262H87V260H98V259H100L99 261H98V263H96V264H150V263H152V262H154L156 259H159V258H156V256H149V257H144L143 255H141V253H138V252H136V253H134L135 254V256H133L132 254H133V251L135 252L136 250H138L139 248H140V246H138L137 248H136V246L132 243V239H133V237H134V239L135 240H137V239H139V240H141V241H144L146 238L145 237H147V236H145V237H142V236H144V234L145 233H147V235L148 236H150V235H154L153 233L155 232L154 231V228L151 230V228H149L148 226L149 225H143L145 228H143V226L140 228V229H133V235L131 236L130 235V233L128 232L129 231V229H130V224H134V223H136V222H139V223H141V222H143L141 219H142V217L144 216H147V213H149V211H146V210H148V209H145V208H142L141 209V207L139 208V206L141 205H139V204H137V198H132V197H130L131 199H132V201H130L129 202V204H132L134 207L132 208V205L127 209V208H124V206L126 207V198H125V200H123L124 198ZM210 197V196H209ZM135 199H136V201H135ZM114 203V205H112ZM119 203V204H118ZM124 203V204H123ZM135 203V204H134ZM213 203H208V209H213L214 210V208L216 207L215 205H212ZM138 205V206H137ZM237 205V206H236ZM136 206V207H135ZM142 206V205H141ZM213 206H214V208H213ZM55 208H57V207H55ZM123 208V209H122ZM135 208V209H134ZM138 208V209H137ZM109 209V210H108ZM141 209V210H140ZM144 209V210H143ZM216 210L215 211H217L218 210V208L216 207L215 208ZM0 210L2 211V213H6V212H8V213H6V216L3 218V220L1 221L2 222V227L4 228V230H7L8 229V227L11 225L10 223L8 224V222H9V217L11 216V214H12V210H10V208H6L4 205H1L0 206ZM126 212H125V211ZM128 210V211H127ZM135 210V211H134ZM105 211V212H104ZM112 211V213H110ZM123 213H122V212ZM130 211H132V212H130ZM146 211V212H145ZM153 211H155V212H157V211H159V209L158 210H152V213H153ZM255 211V212H254ZM25 212V211H24ZM24 212H22L23 214H21L22 215V217H25L24 215H28V211H26L25 213ZM218 212H220L219 210H218ZM241 212V213H240ZM104 213L106 214V216L104 215ZM217 213V212H216ZM236 213V214H235ZM240 213V214H239ZM255 213H257V215L255 214ZM150 215H151V213H149ZM217 214H219V213H217ZM238 214V215H237ZM108 215V216H107ZM123 215V216H122ZM149 215V216H150ZM235 215V216H234ZM260 215V216H259ZM105 216V217H104ZM152 216V215H151ZM238 216V217H237ZM241 216V217H240ZM260 217H262V218H260ZM153 218H155V219H152V222L151 223H153V224H155L156 222H158V219H157V217L155 216V217H153ZM194 218V220H196V221H199V222H201L202 220H206V218L204 217H201V218H197V217H193ZM245 219V220H244ZM137 220V221H136ZM140 220V221H139ZM50 221V220H49ZM5 223V224H4ZM226 223V222H225ZM146 224H148V222H146ZM227 224H228V222H227ZM4 225V226H3ZM156 226V225H155ZM147 227H148V230L149 231H147ZM225 227H228V225H226L225 224ZM257 227V229H259V230H262L261 232H257V234H254V233H256L255 232V228ZM260 227V228H259ZM3 228H0V229H3ZM104 228V229H103ZM106 228V229H105ZM143 228V229H142ZM182 228V227H181ZM147 231V232H146ZM179 231V230H178ZM223 231H224V229L223 228H219V229H217L216 230V233L214 234V235H218V236H220L222 233H223ZM181 234H182V238L184 239L185 237H187V236H189V235H196L197 233H192V232H186L185 234L184 233H182V230L180 229V231H179ZM0 233H3L1 230H0ZM115 233V234H114ZM263 233V234H262ZM214 235H212V236H210L209 237V240L210 239H212L213 237H214ZM139 236H141V238L139 237ZM131 237H132V239H131ZM107 238H113L112 239V242H108V241H104V240H107ZM93 240V239H96V242H92L91 244H90V246H89V249H86V247H85V245H84V243H85V241L86 240ZM144 239V240H143ZM134 240V241H135ZM125 242L128 244V245H126L125 244ZM131 242V243H130ZM261 242H263V243H261ZM258 243H260V244H258ZM106 244H107V247H106ZM133 244V245H132ZM130 245H132V246H130ZM129 246V247H128ZM134 246V247H133ZM61 247V246H60ZM127 247V248H126ZM136 248V249H135ZM44 249V248H43ZM57 250H61L60 248H57ZM241 250V251H240ZM238 252H240V253H238ZM244 252H246L245 253V255H244ZM248 252V253H247ZM261 258V260H259L260 258ZM51 257H53V256H51ZM50 257V258H51ZM194 257L195 256H193L192 255V258L194 259ZM191 258V256L189 257V259H192ZM161 260L162 259H165L164 257L163 258H160ZM216 259V260H215ZM218 259V260H217ZM51 260L52 261H54L52 264H56V262H57V258H51ZM219 260H221V258H220V255L218 254L217 256H214V258L212 257V261H214L213 263L212 262H208V263H206V264H218L219 263ZM256 260H258V261H256ZM51 261V262H52ZM56 261V262H55ZM59 261H62V263L63 262H65V257L63 258V257H61L59 260H58V262H57V264L59 263V264H62L61 262H59ZM49 264H51V263H49Z\"/></svg>",
  "mask_w": 264,
  "mask_h": 264
}]
</instances>
